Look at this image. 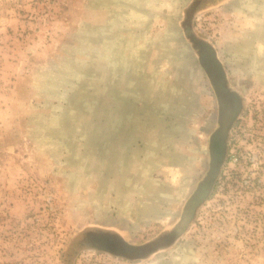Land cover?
I'll use <instances>...</instances> for the list:
<instances>
[{
  "label": "rangeland",
  "instance_id": "obj_1",
  "mask_svg": "<svg viewBox=\"0 0 264 264\" xmlns=\"http://www.w3.org/2000/svg\"><path fill=\"white\" fill-rule=\"evenodd\" d=\"M193 38L246 120L170 238L214 102ZM0 264H264V0H0Z\"/></svg>",
  "mask_w": 264,
  "mask_h": 264
},
{
  "label": "flooded vegetation",
  "instance_id": "obj_2",
  "mask_svg": "<svg viewBox=\"0 0 264 264\" xmlns=\"http://www.w3.org/2000/svg\"><path fill=\"white\" fill-rule=\"evenodd\" d=\"M194 43L199 49L200 64L207 72L208 81L210 83L209 89L213 95L212 98L214 102L210 107V112H208L209 117L206 135L207 148L204 160L205 171L203 176L196 183V187L191 193L189 200L197 194L196 192L199 191L202 186L206 185V179L212 171L219 168V174L221 167H218V165L224 158L223 151L226 147L228 151V142L231 138L232 130L236 125L244 123V120H246V118L242 116L244 99L242 93L238 89L227 86L226 76L223 73L222 66L210 46L206 42L198 39H195ZM231 121H233V123L230 125L228 140L225 145L224 128H226V126L228 127ZM218 174L215 179H217ZM200 205L193 211V215ZM123 247L124 244H121L119 250L122 251ZM127 250L129 251V249ZM134 250L135 249L132 248L129 252H134Z\"/></svg>",
  "mask_w": 264,
  "mask_h": 264
},
{
  "label": "water",
  "instance_id": "obj_3",
  "mask_svg": "<svg viewBox=\"0 0 264 264\" xmlns=\"http://www.w3.org/2000/svg\"><path fill=\"white\" fill-rule=\"evenodd\" d=\"M193 41H195L194 38H193ZM227 128H228L227 126H226V128H224V132L226 131ZM221 165H222V162L218 165V167L219 166L221 167ZM218 169L212 171L209 174L208 178L206 179V185L202 186L199 189V191L196 192L197 194L195 196H193L190 200H188L186 207H185V210H184V214L182 216V222L169 235L170 238L176 237L177 235L182 233V231L185 229V227L190 222L192 215H193V211L197 208L198 205H200L202 202H204V200L207 198V196H208V194L212 188V185L214 183L215 177L218 174ZM122 249H123L122 251H124V252H129L130 249H132V248H130L124 244V247ZM127 249H129V251Z\"/></svg>",
  "mask_w": 264,
  "mask_h": 264
}]
</instances>
